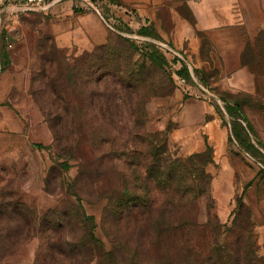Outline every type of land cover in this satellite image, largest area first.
Wrapping results in <instances>:
<instances>
[{
  "label": "rangeland",
  "instance_id": "1",
  "mask_svg": "<svg viewBox=\"0 0 264 264\" xmlns=\"http://www.w3.org/2000/svg\"><path fill=\"white\" fill-rule=\"evenodd\" d=\"M76 6V12L79 10L80 13L93 10L79 2ZM104 18L109 20L112 17L105 15ZM57 20L51 11L0 10V50L6 52L8 64L4 71L0 65V107H9L29 131L27 141L22 142L24 146L12 154L6 148H0V203L14 201L39 218L47 219L39 233L30 239L19 228L23 223L14 219L10 223L9 238L14 242V251L0 264H178L183 254H176L173 239L141 235L138 221L115 219L112 214V205L121 192L116 168L122 173H126L127 168L122 156L114 157L115 170L105 159L100 162L98 157L101 151L108 150V145L102 144L107 130H112L123 140L128 136L133 127L129 104L116 100L111 106L112 116L103 119L101 113L106 112V107L102 101L98 104L96 98L92 103V87L86 90L83 83H78L77 87L73 85V92L85 94V108H89L87 112L94 118L87 123L77 122L74 117L78 107L71 103L72 118L58 128L67 135L66 129L72 131L83 126L80 133L73 131V134H82L86 144H82L84 148L79 152L74 151L73 157L65 156L55 147L53 126L37 105L38 96L60 91L56 84L48 87L46 76L51 70L57 71L63 61L73 65L77 58L97 48L90 52L81 51L74 42L75 37L70 40L58 32ZM113 20L108 21L109 27L103 23L108 38L113 41L123 39L140 50L149 47L157 50L166 63L163 70L150 72V82H168L170 79L173 84L171 96L153 99L147 104V132L165 134L171 154L179 158L203 153L207 145L212 149L214 164L207 167V173L211 176L213 213L221 225L231 227L238 201L242 200L252 214L251 241L256 255L264 258V172L247 157V149L234 140L231 119L225 110L227 104L231 107L238 104L242 109L238 123L242 126L249 123L253 135L250 141L261 144L263 149L260 150L264 152V95L248 98L225 92L226 95L221 96L215 86L218 83L217 70L193 68L190 73L189 65L179 63L183 62L182 59L159 49V44L165 43L160 38L143 37L125 27L122 31L112 32L117 28ZM249 49L245 61L256 64L253 69L264 94V36L258 34L254 37ZM140 58L137 56L136 60L141 61ZM183 66L188 72L184 76L181 74ZM176 74L185 80V84L177 82ZM2 110L0 108V118ZM197 141L204 144L201 151L193 153L195 149L184 148V144ZM115 150L120 152L122 148ZM260 152L250 153L259 158L260 154L264 156ZM82 161L88 164L81 168ZM81 170H84L82 176L79 174ZM131 182L132 189H137L135 181ZM165 203L160 202L153 211L155 218L158 217L159 229L166 220ZM182 217L200 227L207 226L206 201L201 199L196 204L190 203ZM0 220L3 227L9 224L5 215ZM175 239L182 245L187 237L179 234ZM224 239L214 237L212 242H225ZM243 241L246 242L247 238ZM208 246L206 243L205 249ZM206 256L207 252L203 258Z\"/></svg>",
  "mask_w": 264,
  "mask_h": 264
},
{
  "label": "trees",
  "instance_id": "2",
  "mask_svg": "<svg viewBox=\"0 0 264 264\" xmlns=\"http://www.w3.org/2000/svg\"><path fill=\"white\" fill-rule=\"evenodd\" d=\"M138 34L159 39L150 28L142 29ZM260 35L264 36V32ZM207 45L208 42L204 41L202 53L209 50ZM249 50L248 45L243 54L242 65L257 78L256 71L253 69L256 64L250 65L245 61ZM137 56L142 60H136ZM6 59V52L1 49V71H4L8 65ZM165 63V58L154 48L140 50L133 43L120 38L118 41L108 38L107 44L95 48L91 53L83 54L75 60L73 65L65 61L60 63L57 71L51 70V73L46 76L48 87L56 84L60 91L57 94L49 93L37 98V105L43 111L46 120L53 126L55 147L65 156L73 157L74 151L79 152V149L84 148L82 144H86L83 143L82 134L77 136L73 134V131L80 133L83 126L72 131L69 128L66 129L67 135L63 129L58 128L62 122L66 123L72 118L71 103H76L78 107L74 117L78 120L77 122L87 123L88 120H92L93 116L90 117L87 112L89 108H85V94L73 92V85L77 87L78 83L80 85L83 83L86 90L92 87L90 93L92 103L96 98L98 104L102 101L106 107V112L101 113L103 119L105 116H112L111 106L116 100L121 99V102L129 104L132 110L130 113L133 127L124 140L118 134L115 136L112 130H107L102 144L106 143L108 150L101 151L98 157L100 162L105 159L115 170L114 157L122 156L127 168L126 173L119 172L116 168L117 182L121 192L112 205L114 218L138 221L141 235L151 234L159 239L164 236L173 239L174 251L177 255L183 254L179 257L178 264H264V258L256 255L252 244V214L243 201H238L231 227L221 225L213 213L211 176L207 173V167L214 164L212 149L207 145L203 153L189 158H179L171 154L165 134L147 132V104L153 99L169 97L174 91L170 79L168 82L163 80L150 82L148 77L150 72L157 69L163 70ZM186 69L183 66L181 72L183 76L188 74ZM73 93L76 94L73 95ZM225 110L231 119V131L237 144L247 149V153L251 156L253 154L250 152L259 154L260 149L263 148L254 140L250 141L249 138L253 135L249 123L245 126L238 123V119L242 117V109L235 103L232 107L227 104ZM73 136L77 139L76 141ZM119 147L122 148L120 152L115 150ZM252 157L264 162V156L261 154L259 158L254 155ZM87 164L88 162L82 161L81 168ZM63 167L69 169L67 164H63ZM83 173L84 170L79 171L80 176ZM131 181H135L139 191L136 188L132 189ZM201 199L207 203L209 222L203 227L182 217L190 203L196 204ZM163 201L167 203H165L166 220L164 219V223L160 224L162 228L159 229L158 217L155 218L153 211ZM4 215L9 219V224L5 227L0 225V262L14 251L12 248L14 242L9 240L12 221L17 220L23 223L19 228H22V233L27 234L29 239L39 233L41 225L44 226L47 221L46 218H39L33 211L14 201L4 202L3 200L0 203V218L2 219ZM48 223L52 222L48 221ZM142 224H144L143 228ZM179 234H185L187 237L182 245H179L175 239ZM214 237L218 239L224 237L225 242H212ZM245 237L246 242L243 241ZM94 241L97 242L95 239ZM206 243L209 245L208 249H205ZM205 252L207 256L204 259ZM174 257L176 258V255Z\"/></svg>",
  "mask_w": 264,
  "mask_h": 264
},
{
  "label": "crops",
  "instance_id": "3",
  "mask_svg": "<svg viewBox=\"0 0 264 264\" xmlns=\"http://www.w3.org/2000/svg\"><path fill=\"white\" fill-rule=\"evenodd\" d=\"M74 1L48 0L50 11L58 19V32L70 40L75 37L83 52L107 44L109 35L104 24L109 27L108 21L114 19L117 28L112 32L124 27L134 33L150 28L180 55V64L185 62L192 70H217L215 86L221 93L251 98L264 95L257 78L242 65L247 46L264 32V0H91L95 10L88 13L76 12ZM105 15L112 18L105 20ZM204 41L209 50L202 53ZM0 108V148L12 154L24 146L29 131L9 107ZM184 145L195 149L194 153L204 144L197 141Z\"/></svg>",
  "mask_w": 264,
  "mask_h": 264
},
{
  "label": "built area",
  "instance_id": "4",
  "mask_svg": "<svg viewBox=\"0 0 264 264\" xmlns=\"http://www.w3.org/2000/svg\"><path fill=\"white\" fill-rule=\"evenodd\" d=\"M77 2L80 3L81 6L83 7H89L95 10L94 5L91 3L90 0H76ZM15 10L17 12H23V13H48L51 9V3L48 2V0H0V10L5 11V10ZM159 49L165 53L172 55L173 57L180 58V55L172 49L168 44L166 43H160L159 44ZM190 73L192 72L191 67H189ZM175 78L177 82L180 84H185V80L181 77H179L177 74L175 75ZM262 153H264L262 150H260ZM247 157L251 158L254 160L260 167L261 170L264 172V164L257 162L255 159L250 157V155L246 154Z\"/></svg>",
  "mask_w": 264,
  "mask_h": 264
}]
</instances>
